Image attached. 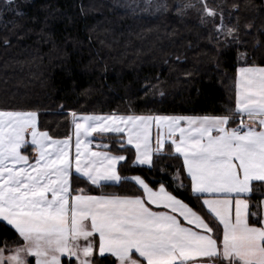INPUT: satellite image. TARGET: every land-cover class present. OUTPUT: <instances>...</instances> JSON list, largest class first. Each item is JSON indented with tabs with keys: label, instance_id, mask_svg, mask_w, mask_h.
Masks as SVG:
<instances>
[{
	"label": "snow or ice",
	"instance_id": "1",
	"mask_svg": "<svg viewBox=\"0 0 264 264\" xmlns=\"http://www.w3.org/2000/svg\"><path fill=\"white\" fill-rule=\"evenodd\" d=\"M19 7L0 0V18L22 17ZM175 9H196L218 44H241L238 4ZM246 60L239 52L221 114L71 111V132L57 138L38 110L0 108V224L15 234L14 247L0 238V264H264V66ZM164 160L180 167L169 174ZM124 184L135 191H103Z\"/></svg>",
	"mask_w": 264,
	"mask_h": 264
},
{
	"label": "trees",
	"instance_id": "2",
	"mask_svg": "<svg viewBox=\"0 0 264 264\" xmlns=\"http://www.w3.org/2000/svg\"><path fill=\"white\" fill-rule=\"evenodd\" d=\"M178 2L188 0H17L24 15L0 18V108L38 110L42 127L57 138L71 132L65 115L71 111L221 114L234 95L237 69L245 65L238 53H247V64L264 66V0H209L226 11L239 5L234 15L241 44L229 46L200 24L196 9L178 16ZM165 3L168 10L157 11ZM168 164L180 167V161L164 160L169 174ZM137 171L121 169L123 175ZM150 175L169 182L161 173ZM74 187L100 194L86 182ZM103 191L135 189L124 184ZM4 237L14 247L15 234L0 224Z\"/></svg>",
	"mask_w": 264,
	"mask_h": 264
},
{
	"label": "crops",
	"instance_id": "3",
	"mask_svg": "<svg viewBox=\"0 0 264 264\" xmlns=\"http://www.w3.org/2000/svg\"><path fill=\"white\" fill-rule=\"evenodd\" d=\"M97 141L101 142V140H97ZM94 147H95V145H94ZM96 150H101V149H96ZM260 192H264V189H261ZM257 194L259 195L260 193L258 192Z\"/></svg>",
	"mask_w": 264,
	"mask_h": 264
},
{
	"label": "rangeland",
	"instance_id": "4",
	"mask_svg": "<svg viewBox=\"0 0 264 264\" xmlns=\"http://www.w3.org/2000/svg\"><path fill=\"white\" fill-rule=\"evenodd\" d=\"M83 114H93V113H83ZM94 114H98V113H94ZM111 135V134H108ZM97 143H99V141H96Z\"/></svg>",
	"mask_w": 264,
	"mask_h": 264
}]
</instances>
